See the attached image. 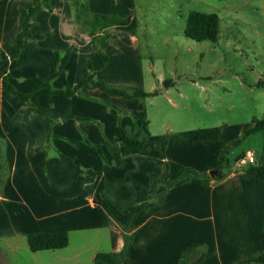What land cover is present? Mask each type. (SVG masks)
Instances as JSON below:
<instances>
[{
  "label": "crops",
  "instance_id": "0c3cea01",
  "mask_svg": "<svg viewBox=\"0 0 264 264\" xmlns=\"http://www.w3.org/2000/svg\"><path fill=\"white\" fill-rule=\"evenodd\" d=\"M85 1L91 14L120 17H133L137 4ZM34 2L0 0V59L10 58L24 28L22 9ZM52 5V11L44 9L35 16L30 29L43 38H27L34 48L24 49L9 65V78L23 94L50 78L54 52L70 53V59L51 82L52 91L78 87L96 58L92 38L77 26L69 0H53ZM107 32L103 37L109 62L91 72L89 87L72 97L44 89L30 104L21 102L9 91L0 68V264H92L100 253H124L118 264H183L189 256V264H239L263 254L264 180L237 163L254 152L255 166L264 167V131L224 155L245 129L241 135L222 131L218 140L193 144L180 135L185 132L180 124L174 127L175 117L165 116L161 125L155 122L144 99L95 88L102 81L125 91L157 90L155 85L146 88L147 68L137 36ZM155 80L160 87L163 78ZM173 86L163 87V92L170 94ZM119 125L130 138L145 137L144 149L121 162L108 146L119 143ZM93 146H99L102 155ZM62 155L97 174L78 175ZM187 170L201 177L167 185ZM157 179L161 183L156 185ZM103 196L122 211L149 196L133 217L128 245L125 230L108 215ZM3 216L14 217L8 234L3 232ZM51 232H67L69 246L36 253L25 247L29 235Z\"/></svg>",
  "mask_w": 264,
  "mask_h": 264
},
{
  "label": "rangeland",
  "instance_id": "374dc122",
  "mask_svg": "<svg viewBox=\"0 0 264 264\" xmlns=\"http://www.w3.org/2000/svg\"><path fill=\"white\" fill-rule=\"evenodd\" d=\"M191 12L218 15L216 42L185 35ZM132 16L147 68L146 88L155 85L159 91L144 99L155 122L175 117L174 127L180 124L184 131L220 127L226 135H241L264 117V0H137ZM155 77L163 78L160 87ZM164 81L173 82L170 94L163 92ZM9 83L14 86L10 78ZM13 221L2 217L5 234Z\"/></svg>",
  "mask_w": 264,
  "mask_h": 264
},
{
  "label": "trees",
  "instance_id": "16d2710c",
  "mask_svg": "<svg viewBox=\"0 0 264 264\" xmlns=\"http://www.w3.org/2000/svg\"><path fill=\"white\" fill-rule=\"evenodd\" d=\"M53 0H35L34 5L29 9H22L24 15V28L20 33L17 42L14 44L10 58L0 59V68L4 73V81L10 90V92L21 102L29 103L31 102L32 96L40 90H48L52 94L61 95L64 97H72L79 92L82 87H89L87 82L88 75L93 71H99L104 68L109 62V56L106 53V48L108 46V41L103 37V34L110 29L125 31L135 35L137 29V22L133 17H120L118 15H102V14H91L85 0H69L71 7L74 11L75 22L80 30L88 32L92 38L93 45L96 50L95 61L86 69L83 79L79 82L78 87L73 89H67L64 91H52L51 82L54 81L61 72L64 70L67 62L70 59V53L62 55L59 52H54L52 56L51 64V74L50 78L46 81L39 82L36 84L34 89L28 93L23 94L19 92L14 86L9 83V65L10 62L16 60L20 57L22 51L26 48H34L33 42H27L26 39L30 38L32 40L42 39V35H33L30 33V29L33 26V21L35 16L42 10L47 9L49 11L53 10L52 5ZM186 27L185 35L191 40L202 42L210 41L216 42L219 36V18L217 14L214 13H201V12H191L186 16ZM86 25L87 29L84 27ZM164 87L168 88L173 85L172 81H164ZM101 91L107 92L109 94L127 97V98H138L146 99L148 97L155 96L159 94V91L153 93H148L141 88H131L129 91L114 88L107 84L106 82H97L94 86ZM36 111H39L35 109ZM40 112V111H39ZM252 127L245 130L241 139L236 142V145L240 144L242 140L249 138L250 136L264 131V117L262 119H254L252 121ZM222 129L220 127L214 128H202L196 130H190L180 133L182 137L187 139L191 143L206 142L218 140L221 136ZM118 134L120 141L118 144H109V148L113 151L117 159L121 162L125 156L137 155L145 147V137L141 138H130L124 132L123 128L118 126ZM101 155L102 149L99 146H93ZM231 148L226 149L224 155L230 152ZM2 148L0 145V193L2 185L4 183L3 174V164L1 162ZM64 160L69 162L74 168L76 173L79 174H89L96 175L97 173L92 171L82 170L74 161L73 158L62 155ZM225 157L223 156L220 161L219 169L222 170L225 164ZM250 174L264 180V167L263 166H253L246 169ZM192 176H199L192 171H184L182 176L171 183H167L168 186H172L182 179H187ZM161 183L160 179H157L156 185ZM155 191V190H153ZM108 215L115 220L126 232V244L128 245L131 236L132 220L135 214L142 211L146 205L149 196L145 197V201L138 205L128 208L126 211L120 210L115 206L110 200L103 196ZM262 241L264 246V233L262 235ZM27 243L30 250L34 253L43 251H55L61 250L69 246V235L67 232H51V233H38L32 234L27 237ZM124 253L119 255H111L108 253H100L96 256L92 264H118L123 258ZM193 256H189L183 264H189ZM247 262H262L264 263V253L246 259L239 264H244Z\"/></svg>",
  "mask_w": 264,
  "mask_h": 264
},
{
  "label": "built area",
  "instance_id": "2783aa9c",
  "mask_svg": "<svg viewBox=\"0 0 264 264\" xmlns=\"http://www.w3.org/2000/svg\"><path fill=\"white\" fill-rule=\"evenodd\" d=\"M256 155L254 152H248L246 156L238 161L239 169H248L249 167L255 166Z\"/></svg>",
  "mask_w": 264,
  "mask_h": 264
}]
</instances>
